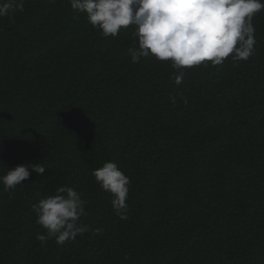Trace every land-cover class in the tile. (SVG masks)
<instances>
[{"label": "trees", "instance_id": "obj_1", "mask_svg": "<svg viewBox=\"0 0 264 264\" xmlns=\"http://www.w3.org/2000/svg\"><path fill=\"white\" fill-rule=\"evenodd\" d=\"M252 22L247 60L176 84L170 62L132 63L131 26L105 38L69 0L0 17V176L46 168L0 184V264H264V10ZM106 161L131 180L127 219L91 174ZM62 185L88 231L42 245L32 205Z\"/></svg>", "mask_w": 264, "mask_h": 264}, {"label": "clouds", "instance_id": "obj_2", "mask_svg": "<svg viewBox=\"0 0 264 264\" xmlns=\"http://www.w3.org/2000/svg\"><path fill=\"white\" fill-rule=\"evenodd\" d=\"M69 3L73 11L85 14L88 23L105 38L116 37L131 26L134 41L128 51L132 63L149 56L170 62L177 70L176 84L183 81L184 69L205 62L222 65L227 58L235 62L247 60L256 42L253 17L264 10V0H69ZM23 4L24 0H0V17L7 16L14 6L22 11ZM45 170L41 162L19 164L7 168L6 174L0 176V184L4 191L10 192L29 180L33 172L42 176ZM91 174L101 189L111 195L114 211L121 219H127L130 178L113 161L104 162ZM85 204L80 193L68 185L58 186L54 195L33 204L36 223L46 230V234H37V240L43 245L54 238L57 244H64L88 231L87 226L78 224L86 214Z\"/></svg>", "mask_w": 264, "mask_h": 264}]
</instances>
